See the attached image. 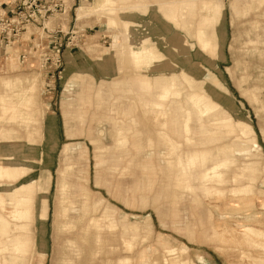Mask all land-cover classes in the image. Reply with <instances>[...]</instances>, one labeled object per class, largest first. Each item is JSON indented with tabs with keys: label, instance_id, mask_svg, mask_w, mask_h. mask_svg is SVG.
<instances>
[{
	"label": "rangeland",
	"instance_id": "rangeland-1",
	"mask_svg": "<svg viewBox=\"0 0 264 264\" xmlns=\"http://www.w3.org/2000/svg\"><path fill=\"white\" fill-rule=\"evenodd\" d=\"M93 1L96 4L102 2V0ZM233 1L219 0L214 7V28L218 44L215 52L205 51L202 48L197 38L198 13L196 10L198 8L196 10L189 8L186 2L181 4L185 7L182 16L184 23L191 21L190 31L188 28L185 29L179 25L177 27V24L169 23L158 7H151L147 13L140 11L131 14L123 13L125 19L141 24L137 30L132 29L135 31L131 38L133 43L138 45L140 38L151 36L161 52L163 51L164 57L166 56L165 60L157 63L154 68L142 70L143 74L155 79L160 75L179 73L184 69L188 71H183L186 83L181 86L185 92L204 90L214 101L220 103L221 107L206 115L205 125L208 131L198 139L200 145L209 143L213 148L231 146L236 134L228 132L222 124L221 118L225 116H231L235 121L247 122L253 128L252 137L239 135V143L245 144L242 147L247 144L251 146L249 151L229 147L228 151L222 154L232 163L227 172L219 178L225 183L217 184V187L225 189L224 194L227 197L231 195L233 186L247 183V180L241 181L242 184L240 181V184H237L239 182L234 183L238 173L237 167L252 160L261 168L259 177L255 181L256 185L254 184V187L256 186L254 194L257 195L264 191V57H262L264 16L260 15L262 8L246 12L243 10L244 4L235 3L233 7ZM65 2V14L51 17L46 24L48 28L53 29L59 20L64 28V33L58 36L63 37L64 41L61 51L62 67L56 70L54 76L52 72L48 73L41 63V55L45 52L44 46L47 43H44L39 53L33 52L36 55L34 62L19 59L21 51L18 49V43L5 46L6 48L0 45V78L24 76L26 84L19 87L14 85V89L19 90L26 97L33 98L37 110H40L36 113L40 127L39 136L36 133L37 136L34 135L36 141H29L27 137L32 138L31 131L20 127L21 134L25 137L19 141L22 147L15 152V155L21 157L22 164L30 167L27 174L28 179L39 178V184L48 187L46 190L47 222L44 223L45 225L35 224L32 227L38 244L40 245L41 240L45 242L46 264H62L63 247L74 240L73 230L66 226L65 221L68 218L75 221L79 217L80 210L70 211L67 218L64 215V208L69 203V188L68 186L63 188V182L71 184L70 193L72 200L77 201V208H80L83 196L76 185L83 184L88 187L92 196L95 194L104 196L106 207L115 214L107 216L109 223L112 221L117 223L114 230H106L109 248L112 249L110 253L97 254L98 260L94 264H100L99 261L109 259L110 264H122L119 260L120 256L129 258L130 261L126 264H139L141 260H144V264H152L155 258L159 259L158 264H169L167 248L181 249L184 244L189 245L192 258L197 264H235L241 258L240 249L236 247V250L234 245L224 243L213 235L212 225L219 213V203L207 198H203L202 204L193 202L188 196L183 200L181 198V202L176 204L182 226L178 227L172 220L170 202L163 200L160 210L156 209L157 204L153 202L154 195L147 205L128 202L130 198L128 187L132 184V180L119 177L120 175L113 167L114 155L111 156L110 151L104 156L105 163L99 167L96 165L92 138H100L111 147L115 144V139L109 132L112 128L109 121H104L102 125L97 123V117L104 107H97L96 97L91 99V104L82 107L83 110L80 109L82 106V98L79 96L82 89L81 83L84 81L87 85L90 84L92 93L100 88L108 94L111 103L116 102L118 105L117 97L119 96L117 95L120 94L112 91L110 95L113 82L131 79L137 73L130 63L118 58L116 52L121 46L116 47L113 43L117 29L108 27L106 15L97 13L78 21L76 9L82 0H65ZM158 5L161 11L169 8L160 3ZM253 11L259 13L256 14ZM163 24H168V28L165 29ZM35 27L27 28L23 34V42L32 40L37 45L38 40H47L48 35ZM65 32L68 33L65 35ZM63 35L66 37L64 38ZM159 35L165 36V43L157 41ZM250 36L259 41L256 45L259 54L250 49L251 43L247 42ZM173 40L179 46L176 52L173 49ZM51 57H53L52 54ZM104 61L108 62L105 66L98 64ZM189 73L196 78L194 79ZM246 77L250 78V81H247ZM33 81L38 84L37 87L26 86ZM251 86L259 87L260 103L251 99L249 94ZM5 91L11 93L12 88L6 87ZM121 104V107H127L129 101ZM2 115L0 113V117ZM27 155L30 157L28 160L24 158ZM47 171L51 174L48 180L42 175ZM97 181L101 183L98 184ZM257 210L260 215L264 216V208L258 206ZM125 213L128 214L127 218H125ZM149 213L152 216L151 233H148L145 228V215ZM125 223H139L143 228L138 236H134V232L123 236ZM147 233L151 237L147 236ZM144 237L148 238L147 241ZM131 241L139 242L136 244L140 245L127 243ZM123 242L127 244L123 245ZM128 244L132 246H130L131 251H129ZM252 253L262 254L258 250H253ZM248 261L249 259L245 258V262Z\"/></svg>",
	"mask_w": 264,
	"mask_h": 264
},
{
	"label": "bare ground",
	"instance_id": "bare-ground-1",
	"mask_svg": "<svg viewBox=\"0 0 264 264\" xmlns=\"http://www.w3.org/2000/svg\"><path fill=\"white\" fill-rule=\"evenodd\" d=\"M156 1L162 5H171L169 17L177 25L185 29L189 28L191 21H186V23H184V17L182 15L185 7H182L181 4L186 2L189 8H193L194 10L198 8L196 10L198 13L196 18L198 23L197 38L205 51H216L218 44L217 35L215 33L216 29L214 28L215 17L213 14L214 7L219 0ZM235 3L244 4L245 7L243 10L246 12L262 8L261 15L264 16V0H234L232 2L233 7ZM123 7L124 4L115 0H102V2L98 4L94 3L93 0H84L81 6L78 7L77 14L79 19L93 12L98 13V15H106V22L109 28H121L127 32H131L133 20H124V18H122L121 8ZM163 25L165 29L168 28V24ZM118 39L119 36L114 35V46H117L118 43L123 46L126 61L139 63L140 61L146 60L144 52L140 48H134L130 43H120ZM247 42L251 43L250 49L256 54H259L256 47L259 41L250 36ZM178 48L179 46L176 42L173 43L175 52ZM147 53L150 54L155 61H160L165 58L161 51L153 52L149 50ZM262 53V57H264V52ZM106 63L108 62L104 61L98 64L105 66ZM147 66L153 68L154 64L150 61L147 63ZM34 78H36V76ZM246 79L250 81V78L246 77ZM24 84H26L24 76L0 78V87L2 88L0 90V113L3 114L2 117H0V264H46L47 259L45 242L41 240L40 245L38 244L37 237L33 235L32 227L35 224L45 225L44 223L47 222L48 197L46 190L48 187L39 184V178L28 179L27 174L30 167L27 164H22V162H20L21 157L15 155V152L22 147L19 141L22 137H25L21 134L20 127L25 128L26 131H31L32 138L27 137L29 141H36L34 135L36 133L38 134L40 128L38 119L36 118V113L40 110H37V105L34 104L35 100L26 97L25 94L14 89V85L19 87ZM26 86L35 88L38 84L33 81ZM81 86L82 89L79 92V96L82 98V106H80V109L83 110L82 107L91 104V99L96 97L98 99L97 107H104L97 117V123L102 125L104 121L114 122V125H112L109 131L111 136L115 139V144L112 147L105 144L100 138H92L96 165H98V167L103 165L106 161L104 156L112 149L135 150L141 153L144 159L148 160V164L144 165L148 176L147 174L144 175L143 183L137 181V183L128 190V194H130L131 198H129L128 202H139L141 205H147L149 204V199L154 195L153 202L157 204V210L161 209L163 200L170 202L173 223L178 227H182L181 219L178 217L179 209L176 206L177 203L181 202V198L183 200V198L188 196L193 202H200L201 204L203 203V198L214 200L219 203V213L217 218H215V223L212 225L213 235L224 243L234 245L236 250V247L240 249L241 258L235 262V264H264V216L260 215L259 210H257L258 206L264 208V191H261L260 194L257 195L254 194L256 187H254V184L256 185L255 181L261 172L260 166L253 160L239 165L237 167L238 173L234 183L243 180L244 182L247 180V183L242 184L241 182L242 185L233 186L231 195L228 197L224 194L225 189L219 188L220 186L217 187V184L225 183L219 178L227 172L229 166L232 165L230 159L224 158L222 154L227 152L229 147L233 149L241 148L242 150L244 149V151H249V148H251L247 143L248 147H242L245 144L239 143V135L241 134L252 137L254 130L249 123L242 122L241 120L235 121L231 116L222 117V124L228 132L236 134L235 140L231 146L227 145L213 148L209 143L200 145L194 138L195 131L190 125L193 115L195 114L197 119L202 122L204 116L211 114L214 110L221 107V105L214 101L204 90L193 91L184 95V89L177 83L175 77L172 84V94L176 101H179L181 108L186 110V120L181 129L183 135L182 140L170 138L165 129L159 132L153 130L154 133H151L152 130L148 129V122L158 124L163 128L167 127V118L164 113L156 116L148 115L149 113L147 110L143 111L144 107L163 108L165 107L163 104H142L136 102L137 99L133 98L129 100L133 103L136 102L143 112L142 122L145 124L143 125V130L146 135L152 134V136L147 137L145 142H139L133 140L132 137L134 138V136L138 135L141 130L126 123L123 110L121 112L118 111L100 88L92 93V86L90 84L87 85L82 81ZM6 87L12 88L11 93L5 91ZM111 90L120 94L117 95L119 96L117 97L119 101L129 98L122 84L114 83L113 89L111 88ZM258 93L259 87L251 86L249 93L251 99L260 103L261 98ZM27 95H29L28 92ZM31 96L33 97V95ZM168 96L169 95H161V98H168ZM115 113L119 116L115 117ZM202 129L208 131L203 125ZM101 131L103 132L102 129ZM238 131H240V133ZM37 134L35 136H37ZM160 144H165L167 148L165 152L157 156L165 161L166 164H155L153 162L156 156L155 149ZM185 144H190L192 147L185 149ZM67 146L68 144L66 147ZM24 158L28 160L30 157L27 155L24 156ZM117 169H121V174L125 175L129 172V165L123 166V168L117 166ZM42 175L47 180L51 176L48 171ZM158 175H160V177H158ZM166 176L167 178H164ZM240 182L237 184H240ZM97 183L100 184L101 181H97ZM62 186L63 188L65 186L69 188V203L66 205L67 207L64 208L65 217H69V213L72 210H80L79 217L75 221L70 218L65 221L66 226L73 230L72 236L74 240L72 243L64 245L62 264H94L96 263L95 261L98 260L97 254L107 253L112 249L109 248L110 244L108 243L109 240L107 239L108 236H106V230H114L117 223L113 221L109 223L107 221V216L109 217L115 214L106 207L104 196L101 197L97 194L92 196L88 187L83 184L76 185L77 189L81 192L80 194L83 196L82 204L80 208H77V201L72 200L70 193L71 184H67V182L65 184L63 182ZM127 216L128 214L125 213V218H127ZM145 218V228L148 233H151L152 216L149 213L145 215ZM142 228L143 226L139 225V223H125L123 236L133 232L135 233L134 236H138ZM187 229H189V227ZM148 233L147 236H150ZM141 239L143 238L141 237ZM145 239L147 241L148 238ZM127 243L134 244L135 242L133 243L131 241ZM124 244L123 242V245ZM136 245L139 246L140 244ZM137 246L135 248H137ZM188 246L184 244L181 249L168 247L167 252L169 253V257H166H168L169 264H197L193 260ZM131 247L129 251H131ZM227 248H229V246ZM253 250H258L262 254L254 255V253H252ZM245 258L249 259L247 263L245 262ZM119 260L122 264H126L130 261L127 256H120ZM158 260V258H155L152 264H158ZM99 262L100 264H110V259ZM139 264H144V260H141Z\"/></svg>",
	"mask_w": 264,
	"mask_h": 264
},
{
	"label": "crops",
	"instance_id": "crops-1",
	"mask_svg": "<svg viewBox=\"0 0 264 264\" xmlns=\"http://www.w3.org/2000/svg\"><path fill=\"white\" fill-rule=\"evenodd\" d=\"M115 1L120 2L121 4H124V7L121 8L122 18H124L123 13H130L131 14L135 11L147 13L151 7H158L162 16L169 23L176 25V23L169 17V11H170L169 9H170L171 5H163L166 7L168 6L169 8L166 9V11H161L159 8L160 5H158V2L156 0H115ZM82 3H83V0H82ZM81 4L78 7H80ZM78 7H77V9H78ZM77 9H76V19L78 21H82L83 19L88 18L89 16H91L93 14H97V13L93 12V13L87 14V15H85L79 19L78 14H77ZM234 12L237 13L236 11H233V13ZM253 12H255L256 14L259 13L258 11H253ZM241 13L243 14V12H241ZM188 18L189 19L191 18L190 15L188 16ZM124 20H130V19L124 18ZM132 25H133L132 29L135 28V30H137L141 24L133 21ZM176 26L178 27V25H176ZM33 28H34V26H33ZM222 28L224 29L223 26H222ZM53 29L54 30L62 29L64 31L63 25L59 20H58L57 24H55ZM115 29H117V33L115 35L119 36L118 42L120 41V43L122 42L123 44L130 43L134 48H136V47L140 48L144 52V57L146 58L145 61H140L139 63L126 61L123 46H121V44H119V43L117 44V46H121L120 48H118V51L116 52L118 58L121 59L123 62L130 63L137 73V75L131 79H126L123 81L122 80H116L113 82V84L114 83L122 84L125 87L128 95H129V98H125L123 100H120L118 103L119 106L117 105L116 102L112 103V104L115 105V107L118 111H120V112L122 110L124 111L125 121L128 125H131L132 127H136L139 130H141V132H139L138 135L134 136V138L131 136L132 139L135 141H139V142H145L147 140V137L152 136L151 133H154L153 130L159 132V131H163L165 129V130H167V133L169 134L170 138L182 140L183 135H182L181 129H182V126L186 120V114H185L186 110L182 109L179 101H176V99L174 98V96L172 94L173 93L172 84L174 82L175 77H176L177 83H179L180 85L185 84L186 81H185L184 76H183V71H186V70L183 69L179 73L173 72L170 75H160L159 77H156L155 79H151L149 77V75L143 74L142 70L151 69V67L147 66V63H149L150 61L152 62V64H154V67H155L157 65V63L162 62L166 58V56H165V58L163 60L155 61L154 59H152L151 55L147 53L149 50H151L153 52H155V51L160 52L161 51L158 48L156 42L153 41V38L151 36H145L144 38H140V42L138 43V45H135L131 39L132 36H134L135 31L132 30V32H127L121 28H115ZM188 30L189 31L191 30V26H189ZM67 33L68 32H65V35ZM195 34L196 33H194V35ZM189 35H190V33H189ZM65 37L66 36H64V38ZM220 39H221V37L219 36V40ZM254 39H256V38H254ZM165 40H166L165 36H162V35H159L157 38V41H159L160 43H165ZM171 40L172 39H170V41ZM174 41L175 40L172 41V44L175 43ZM38 42L39 43H37V45H35L32 40H30L28 42L18 43L19 44L18 49H19V51H21L19 54V59H21L23 61H27V62L33 60L36 56L33 52L39 53V51L43 49V45H44V43L47 42V40H45V41L44 40H42V41L38 40ZM14 45H16V44H14ZM1 47L4 48L5 46L1 45ZM33 62H34V60H33ZM186 72H188V71H186ZM189 74H191V73H189ZM193 78L195 79L196 77L193 76ZM110 90H111V88H110ZM102 92L108 97V94H106L105 91H102ZM111 93H112V90L110 91V95H111ZM184 93H185L184 95H186L190 92L189 91L185 92V90H184ZM161 95H169V96H168V98L162 99ZM133 98H136L137 99L136 102H140L142 104H144V103L163 104L165 106L163 108H158V107L147 108V107H144L143 111L147 110V112L149 113L148 115H156V116L162 115L164 113L166 118H167V127L163 128L158 124H153V123L148 122L147 123L148 129H150L152 131L150 134L146 135L145 131L143 130L144 129L143 125H145L142 122V120H143L142 119V113L143 112H142L141 108L137 105L136 102L133 103L131 100H129V99H133ZM127 100L129 101V105L127 107H121L122 106L121 103L124 101H127ZM116 113L114 115H115V117L116 116L118 117L119 115ZM139 116H140V119H139ZM110 123L112 125H114V122H110ZM205 123H206V116H204L203 121L200 122L197 119V116L195 114L193 115V119H192L190 125L195 131L194 138L197 140V142H198V139L203 134L206 133V130L202 129V125L206 127ZM206 129L208 130L207 127H206ZM184 147H185V149H189L192 147V145L185 144ZM166 148L167 147L165 144H160L158 147H156V149H155V155L156 156L154 157V160H153V162L155 164H159V163L166 164L165 161L158 158V156H157L160 153L165 152ZM110 152H111V156L114 155L113 167H114V170L117 172V174L120 175L119 177L130 178L132 180V184L128 187V189H131L132 186L137 183V181L139 183H143L144 175L147 174V172L145 171L144 165L148 164V160L144 159L141 156V153H138L135 150L128 151V150H115V149H112ZM128 165H129V172L125 175L120 174L122 171H121V169L118 170L117 166L123 168V166H128ZM147 176H148V174H147ZM158 177H160V175H158ZM98 178L100 179L99 176H98ZM164 178H167V176ZM145 194H146V192H145Z\"/></svg>",
	"mask_w": 264,
	"mask_h": 264
},
{
	"label": "built area",
	"instance_id": "built-area-1",
	"mask_svg": "<svg viewBox=\"0 0 264 264\" xmlns=\"http://www.w3.org/2000/svg\"><path fill=\"white\" fill-rule=\"evenodd\" d=\"M65 12V0H0V44L11 46L21 43L27 28L36 26L48 35L41 63L54 76L62 67L64 41L58 36L64 31L50 29L46 24L51 17Z\"/></svg>",
	"mask_w": 264,
	"mask_h": 264
}]
</instances>
